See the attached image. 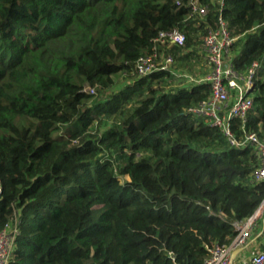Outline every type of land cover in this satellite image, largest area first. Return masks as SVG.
<instances>
[{
  "label": "trees",
  "instance_id": "obj_1",
  "mask_svg": "<svg viewBox=\"0 0 264 264\" xmlns=\"http://www.w3.org/2000/svg\"><path fill=\"white\" fill-rule=\"evenodd\" d=\"M219 17L234 69L259 64L233 135L264 138V0H0V228L17 227L7 264H204L230 243L264 199L260 161L189 112L210 87L184 76L207 73ZM172 30L183 44L158 48L172 64L138 75Z\"/></svg>",
  "mask_w": 264,
  "mask_h": 264
},
{
  "label": "built area",
  "instance_id": "obj_2",
  "mask_svg": "<svg viewBox=\"0 0 264 264\" xmlns=\"http://www.w3.org/2000/svg\"><path fill=\"white\" fill-rule=\"evenodd\" d=\"M192 9L200 15L206 13L205 7L195 3L192 4ZM183 41V34L176 30L159 32L154 39L152 52L136 60L137 74L146 76L168 69L173 60L169 56H164L158 48L171 44L182 45ZM232 42L233 38L226 22L219 17L218 26L208 30L203 40L208 64L207 73L200 78L184 75L189 82L207 83L210 87L209 98L191 107L189 112L203 117L206 122L216 127L234 148L238 149L245 143L253 145L260 161L254 176L257 180H264V138H259L255 133H249L244 140H237L231 128V121L234 118L244 121L252 108L249 92L253 88L259 64L253 62L244 74L238 73L227 59ZM263 222L264 199L248 219L234 223L236 233L229 244L214 245L208 249L209 256L204 264H264V250L256 251L246 258H240L238 255V251L245 246L252 233L259 230ZM16 234L15 221L0 228V264L8 263Z\"/></svg>",
  "mask_w": 264,
  "mask_h": 264
},
{
  "label": "crops",
  "instance_id": "obj_3",
  "mask_svg": "<svg viewBox=\"0 0 264 264\" xmlns=\"http://www.w3.org/2000/svg\"><path fill=\"white\" fill-rule=\"evenodd\" d=\"M264 224V222H263ZM252 233L251 238L247 241L245 246L238 251L240 258H246L256 251L264 250V226Z\"/></svg>",
  "mask_w": 264,
  "mask_h": 264
},
{
  "label": "bare ground",
  "instance_id": "obj_4",
  "mask_svg": "<svg viewBox=\"0 0 264 264\" xmlns=\"http://www.w3.org/2000/svg\"><path fill=\"white\" fill-rule=\"evenodd\" d=\"M167 55V54H166Z\"/></svg>",
  "mask_w": 264,
  "mask_h": 264
}]
</instances>
